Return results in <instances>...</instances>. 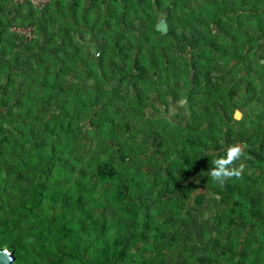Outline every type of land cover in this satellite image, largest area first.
Masks as SVG:
<instances>
[{"label": "trees", "instance_id": "trees-1", "mask_svg": "<svg viewBox=\"0 0 264 264\" xmlns=\"http://www.w3.org/2000/svg\"><path fill=\"white\" fill-rule=\"evenodd\" d=\"M165 97L185 127L147 117ZM198 181L209 224L185 209ZM179 243V264H264V0H0V248L170 264Z\"/></svg>", "mask_w": 264, "mask_h": 264}, {"label": "rangeland", "instance_id": "rangeland-1", "mask_svg": "<svg viewBox=\"0 0 264 264\" xmlns=\"http://www.w3.org/2000/svg\"><path fill=\"white\" fill-rule=\"evenodd\" d=\"M161 22L164 23V25L166 26L167 29V24L165 23V21L163 19L160 20V18L157 19L156 21V26L159 25ZM118 28V27H117ZM121 28L117 29L120 30ZM116 30V31H117ZM132 30V29H131ZM128 33L125 34V37H127ZM82 42L83 45V55L86 57V60L92 59L95 55V57H98V54H95L94 48H93V44L95 42L94 40V36L91 34H85L83 40H80ZM148 51L145 50L144 51V56L148 57ZM84 63V62H83ZM80 64L79 66L83 65ZM17 72L19 74H22L19 72V70H17ZM92 73V71H91ZM19 74H15L14 78L17 79V81H20V76ZM23 74H26V72L23 71ZM70 76H65L63 77V80L67 81L64 82L65 87H68L69 83L72 81L71 79V74H69ZM156 78V77H155ZM154 78V79H155ZM83 82L80 83V85H83L85 87V89H88V86L91 85V83H94L97 81V75L95 77H84L82 78ZM17 85V84H16ZM8 92H11L10 90ZM168 97H165L164 102L160 101V100H156L154 102L151 103L150 101V105L148 108L144 109V112L146 113L147 117H153L155 118H163L164 120L167 121V123H169V125L171 124L172 127H185L186 125V121L188 119V111H187V102L185 100L178 102L176 104L174 103H169L168 104ZM167 103V104H166ZM199 193H205L207 195L205 201L203 202V204L201 205L200 208H197L198 206H196L193 203V196ZM190 198L186 203L185 209L187 211H189L193 217L197 218L198 221L200 222H205L206 224H209V222L211 223L215 217V213L216 211L219 210L218 205L212 201V196L208 195V193L206 192V190L202 187L201 183L198 181L195 184V190L192 191V193L190 194ZM212 198V199H211ZM216 235L215 233L211 232L209 237H212ZM184 248V246L182 245V243H179L177 248L174 249L173 252H168L169 254V259L168 262L170 264H179L178 262V258L175 256V254L182 250ZM147 254H150V252H148Z\"/></svg>", "mask_w": 264, "mask_h": 264}, {"label": "built area", "instance_id": "built-area-1", "mask_svg": "<svg viewBox=\"0 0 264 264\" xmlns=\"http://www.w3.org/2000/svg\"><path fill=\"white\" fill-rule=\"evenodd\" d=\"M14 5H22L24 3H29L32 8L36 11H41L50 0H9ZM18 35L23 36L27 41H30L33 38V29L31 27L22 29V28H13Z\"/></svg>", "mask_w": 264, "mask_h": 264}, {"label": "water", "instance_id": "water-1", "mask_svg": "<svg viewBox=\"0 0 264 264\" xmlns=\"http://www.w3.org/2000/svg\"><path fill=\"white\" fill-rule=\"evenodd\" d=\"M156 30L162 33H165L167 31L166 26L163 22L157 25ZM13 260L14 258L11 253H9L5 249L0 248V264H13Z\"/></svg>", "mask_w": 264, "mask_h": 264}, {"label": "clouds", "instance_id": "clouds-1", "mask_svg": "<svg viewBox=\"0 0 264 264\" xmlns=\"http://www.w3.org/2000/svg\"><path fill=\"white\" fill-rule=\"evenodd\" d=\"M214 178H215V179H222L221 173H220L219 171H216V172L214 173ZM5 255H6V254H5Z\"/></svg>", "mask_w": 264, "mask_h": 264}, {"label": "snow or ice", "instance_id": "snow-or-ice-1", "mask_svg": "<svg viewBox=\"0 0 264 264\" xmlns=\"http://www.w3.org/2000/svg\"><path fill=\"white\" fill-rule=\"evenodd\" d=\"M235 154V153H234Z\"/></svg>", "mask_w": 264, "mask_h": 264}]
</instances>
